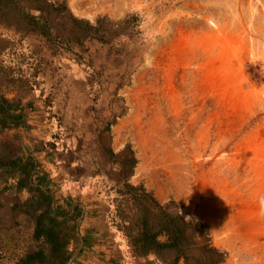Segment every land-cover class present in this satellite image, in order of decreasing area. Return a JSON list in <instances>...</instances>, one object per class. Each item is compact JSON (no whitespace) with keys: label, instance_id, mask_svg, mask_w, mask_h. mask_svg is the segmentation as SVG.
Instances as JSON below:
<instances>
[{"label":"rangeland","instance_id":"obj_1","mask_svg":"<svg viewBox=\"0 0 264 264\" xmlns=\"http://www.w3.org/2000/svg\"><path fill=\"white\" fill-rule=\"evenodd\" d=\"M21 1L36 23L0 25V97L49 104L90 171L140 185L183 221L168 264H264V0ZM117 184L96 190L133 241ZM9 223L0 264L50 248Z\"/></svg>","mask_w":264,"mask_h":264},{"label":"crops","instance_id":"obj_2","mask_svg":"<svg viewBox=\"0 0 264 264\" xmlns=\"http://www.w3.org/2000/svg\"><path fill=\"white\" fill-rule=\"evenodd\" d=\"M3 96L0 188L5 198L0 199V231L11 229L12 221L17 231H24L33 240L49 241V247L53 242L60 245L55 252L35 246L24 253H39L44 256L40 259L50 264H58V255L60 264H168L167 256L165 261L162 257L168 254L167 248L158 254L154 250L138 253L131 241L108 222L106 206L102 205L108 202L96 185L112 187L122 181L95 174V166L88 164L87 155H81L78 144L74 146L58 134L59 124L49 104L34 99L23 103L16 92ZM50 217L56 225L47 222ZM48 229L57 233L49 238L43 232Z\"/></svg>","mask_w":264,"mask_h":264},{"label":"trees","instance_id":"obj_3","mask_svg":"<svg viewBox=\"0 0 264 264\" xmlns=\"http://www.w3.org/2000/svg\"><path fill=\"white\" fill-rule=\"evenodd\" d=\"M27 6L36 7L34 5H26L25 3H22L21 0H0V25L17 30V23L19 20L18 17L25 18L27 21L31 22L34 19V15L28 13ZM37 9L41 8L37 7ZM33 21V23H36L35 20ZM114 191L115 193L126 194L128 196L127 199L130 200L129 203L131 206L135 207V209L133 208V210L128 211L125 215V222L127 226L133 224L134 222L138 225L137 231L139 232L138 234H140V236L135 237L133 241H131V243L134 245V248L136 250L139 249L141 252H146L155 248H159L158 250L167 248L169 251L173 249V252L175 253L174 260H176V258L181 255L182 251L181 241L183 240L184 222L181 220H179V223L175 222L174 217H171V215L165 210L163 211L166 205L155 201L154 198L145 194V191L140 185H132L127 182H121V185L117 184L114 187ZM140 200H145V203L141 205ZM150 205L160 207L159 209H161L160 213L162 219L160 221L154 222L153 224L149 223L151 222V219L146 218V213L144 211V207H149ZM116 208H118V214V205H116ZM47 222L50 225H56V220L54 218H48ZM194 222L198 223V221ZM43 232L49 238H52V235L57 233V231H51L49 229L43 230ZM158 234H164V239L159 241L156 237ZM59 246L60 245L54 244L53 242V244L50 246V251L55 252ZM41 256L43 255L39 253H26L18 262H15V264H33L34 261L50 264L40 259ZM58 256L59 258L57 262L60 264L62 262V258H60V255Z\"/></svg>","mask_w":264,"mask_h":264}]
</instances>
